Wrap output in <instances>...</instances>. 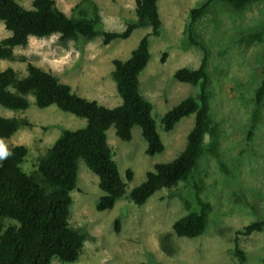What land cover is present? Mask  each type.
I'll use <instances>...</instances> for the list:
<instances>
[{
  "label": "rangeland",
  "instance_id": "374dc122",
  "mask_svg": "<svg viewBox=\"0 0 264 264\" xmlns=\"http://www.w3.org/2000/svg\"><path fill=\"white\" fill-rule=\"evenodd\" d=\"M14 1L31 8L32 0ZM205 1L157 0L161 27L158 35L148 37L149 58L138 80L140 94L152 105L151 116L164 148L159 154L146 155V143L137 126L131 129L128 141L116 137L112 127L106 131L113 159L126 184L125 192L110 210H96L102 191L96 175L79 161L76 183L70 191L68 223L84 231L86 238L75 261L62 262L53 257L50 264H263L264 231L248 235L237 232L264 218V98L258 118L252 122L254 92L263 76L264 40L250 45L241 41L246 33L264 27V1L241 11L214 1L192 25V37L207 53L210 113L220 129L218 158L205 153L189 180L156 191L140 206L128 197L130 189L144 180L155 163L172 160L184 148L193 114L181 118L170 131L163 130L160 118L180 100L197 92L196 86L176 80L173 73L181 67L194 69L201 62L203 51L190 41L185 28L190 8ZM54 2L68 17H78L80 8L91 14L95 6L101 19L96 26L99 31H121L135 20V0ZM149 32V27H139L129 37L106 45L100 35L90 40L80 36L60 39L58 34L29 37L25 46L13 47L14 60H0V70L11 67L17 77H22L31 63L54 74L73 93L113 107L120 98L111 76L112 60H126ZM8 35L0 21V39ZM27 99L29 104L24 110L0 106V116L27 122L2 142L26 147L21 167L29 173L36 170L38 158L62 130L81 128L85 119L54 105L39 108L32 95ZM126 169L132 171L129 181L124 178ZM198 179L203 184L201 196L211 205L206 228L195 238L178 237L172 232V224L195 209L187 208L185 202L193 199V180ZM3 224L16 222L4 218ZM235 244L242 250L244 261L234 254Z\"/></svg>",
  "mask_w": 264,
  "mask_h": 264
},
{
  "label": "trees",
  "instance_id": "16d2710c",
  "mask_svg": "<svg viewBox=\"0 0 264 264\" xmlns=\"http://www.w3.org/2000/svg\"><path fill=\"white\" fill-rule=\"evenodd\" d=\"M214 1L241 11L264 0H206L190 8V21L185 32H188L190 41L202 49L203 57L198 67L178 68L173 77L196 86L197 92L167 110L160 118V124L164 131H170L181 118L193 114V125L186 135L184 148L172 160L155 163L153 169L146 172L144 180L130 189L128 197L136 206L145 203L160 189H170L189 180L205 153L218 158L220 129L210 113L207 53L200 41L192 37L193 23ZM134 14L135 20L127 23L121 31H99L96 26L101 19L95 6L91 14L80 8L78 17H68L55 6L54 0H32L31 8H24L14 0H0V21L9 32L8 36L0 39V60H14L13 47L25 46L29 37L46 38L58 34L60 39L80 36L90 40L100 35L102 44L106 45L112 40L129 37L136 28H150L126 60H112L111 76L120 98V103L113 107L102 106L95 100L73 93L69 85L60 82L54 74L31 63L27 64L26 74L22 77H17L11 67L0 70V106L24 110L29 104L27 95H32L39 108L54 105L85 119L83 127L60 132L38 158L34 172L28 173L21 167L27 153L24 145L7 146L3 143L9 155L0 160V264H50L53 257L62 262H73L78 258L86 234L68 223L72 201L70 191L76 183L78 162L82 161L97 177L102 195L95 203L96 210H110L125 192L126 184L106 138L110 127L116 137L128 141L131 129L137 126L146 143L144 153L153 156L162 152L164 146L151 116L152 105L140 94L138 80L149 58L148 37L158 35L161 27L157 0H135ZM263 40L264 27L241 38L245 45ZM262 73V80L254 92L252 122L257 120L264 98V67ZM24 125H28L24 119L0 116V141ZM205 137L208 138L206 142ZM222 168L226 171L224 166ZM124 178L132 179L130 169L125 170ZM193 189V199L186 200L185 205L187 208L195 206V209L172 224V232L178 237L195 238L204 232L207 225L211 205L201 196L203 184L200 179L193 180ZM4 218L14 220L16 224L5 226ZM115 225L118 230V222ZM262 231L264 218L250 222L237 233L248 235ZM233 252L240 261H244V254L236 244ZM261 262L264 264V257Z\"/></svg>",
  "mask_w": 264,
  "mask_h": 264
},
{
  "label": "clouds",
  "instance_id": "9594fccd",
  "mask_svg": "<svg viewBox=\"0 0 264 264\" xmlns=\"http://www.w3.org/2000/svg\"><path fill=\"white\" fill-rule=\"evenodd\" d=\"M9 153L6 151L5 146L2 141H0V160L5 158Z\"/></svg>",
  "mask_w": 264,
  "mask_h": 264
}]
</instances>
